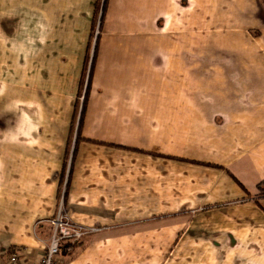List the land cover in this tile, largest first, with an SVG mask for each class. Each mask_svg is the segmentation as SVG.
<instances>
[{
  "label": "crops",
  "instance_id": "obj_1",
  "mask_svg": "<svg viewBox=\"0 0 264 264\" xmlns=\"http://www.w3.org/2000/svg\"><path fill=\"white\" fill-rule=\"evenodd\" d=\"M213 1L106 0L74 140L101 0H0V264L61 201L96 228L61 264H264V0H216L223 44L166 30Z\"/></svg>",
  "mask_w": 264,
  "mask_h": 264
},
{
  "label": "rangeland",
  "instance_id": "obj_2",
  "mask_svg": "<svg viewBox=\"0 0 264 264\" xmlns=\"http://www.w3.org/2000/svg\"><path fill=\"white\" fill-rule=\"evenodd\" d=\"M105 1L101 0L100 8H99V15L95 21L94 24V30L91 36V45L90 50L87 54V61L85 64V69L82 77V83L81 88L78 96L77 101V107L76 112L73 120V125H75L74 131L72 130V135L74 136V140L78 137L77 131L78 126L83 118V111L87 99L88 89L90 85V78L93 70V64L95 60V54H96V46L98 44L101 32H102V24H103V17H104V8H105ZM189 4V0H185V2L182 4L184 8ZM233 5H222L216 0L213 1V5L208 9L207 13H199L198 16H203L207 18H203L202 20L197 21V25L194 27L189 24V20L182 19L181 25L177 26L175 25V22L169 21L166 23V30L169 32L170 30H174L176 33H182L183 39H182V46L185 44H189L188 36L186 34L191 31L196 37L194 38L196 40V44L198 43L200 46L207 45L212 43L213 41L218 44H223V40L225 39V36L228 35L230 39H232L231 34L234 33H241V25L237 24V22L231 20V16L229 15V10L231 9ZM212 8V9H211ZM202 18V17H199ZM252 36H254L255 32L254 30L249 31ZM173 34H175L173 32ZM175 41V39L173 38ZM195 43V42H194ZM200 54H198L199 56ZM203 56H206L202 54ZM190 99V101H193L192 95H187V100ZM237 112H241L240 110H237ZM152 153V152H151ZM156 153V152H153ZM173 158H179L184 159L179 156H173V155H166ZM76 245V244H75ZM75 245L73 249L75 248ZM72 250L65 252L64 255H67L71 253Z\"/></svg>",
  "mask_w": 264,
  "mask_h": 264
},
{
  "label": "built area",
  "instance_id": "obj_3",
  "mask_svg": "<svg viewBox=\"0 0 264 264\" xmlns=\"http://www.w3.org/2000/svg\"><path fill=\"white\" fill-rule=\"evenodd\" d=\"M49 237L41 257L40 264H61L58 257L73 249L82 238L96 230L95 227L81 225L73 222L65 214L61 201L57 214L47 219ZM11 264H20L16 253L10 255Z\"/></svg>",
  "mask_w": 264,
  "mask_h": 264
},
{
  "label": "trees",
  "instance_id": "obj_4",
  "mask_svg": "<svg viewBox=\"0 0 264 264\" xmlns=\"http://www.w3.org/2000/svg\"><path fill=\"white\" fill-rule=\"evenodd\" d=\"M258 186H259L260 188H263V190H264V183H263V182L259 183ZM10 252H11V251H10Z\"/></svg>",
  "mask_w": 264,
  "mask_h": 264
}]
</instances>
